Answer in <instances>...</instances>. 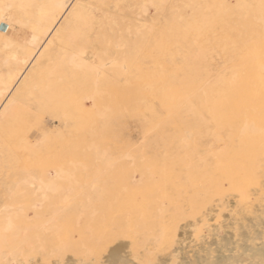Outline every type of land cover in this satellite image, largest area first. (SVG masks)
<instances>
[{"label": "rangeland", "instance_id": "obj_1", "mask_svg": "<svg viewBox=\"0 0 264 264\" xmlns=\"http://www.w3.org/2000/svg\"><path fill=\"white\" fill-rule=\"evenodd\" d=\"M81 1H83V2L80 4L81 15H80V20L77 23L78 29H75L74 31H67L63 35H61L62 37H60V39L56 41L57 44L58 43L59 44L58 45L55 44V54L54 55L56 56V58L54 59L53 58L54 56H53L52 57L53 59L49 60V61H52V63H50L48 61H47L48 63L43 61V63L39 66L41 69L38 68L39 71L40 70L41 71L46 70L45 67H47L46 66L47 64L51 66V64L54 65L53 62L54 63L56 62L55 65L57 66V68H60V69L67 72L69 70V68H72L71 64L69 63V57H67V56H69L70 51H71V53L74 51L73 53L78 54V55L88 59V61L91 60L92 64L99 69L100 74L102 73V75H101L102 77H100L101 78L100 80H102L106 77L107 78L108 77H114L118 74H121V72L124 70L123 69L125 67L124 65H126L127 55H129V53H132L134 55V57L136 56L135 59L139 58L138 59L139 62L136 60L138 72L136 71L135 68H134L135 69L134 72L136 71L137 72V73L135 72L136 74L141 72L140 74H138L140 76V78H142L139 81L140 84L138 85L140 88H137L136 89L137 91L135 90V93L133 90L131 91L132 93L128 92V94H126V97L128 98V96H129V98L128 99H126V97L123 98L121 101L124 100V102H122V103L116 99L118 93H116V95H112L103 89L97 90V95L95 96L96 101L93 104H91V103L87 104L88 100L85 98L86 101H84V99H83L84 97H81L83 100H82V102L80 101V103H82V105H84V107H85L84 108L81 105L82 108H84V111L86 113H88L87 111H89V108H90L91 112L89 111L88 114L91 113L90 115L93 116V117L90 116L91 120H89V121L87 120L88 122L83 121L82 125L84 128L83 129L84 131L82 130V133L77 128L75 129V127L73 126V122L69 121L70 118L66 119V117H63V116L62 117L58 116L59 117L58 118L57 116H53L47 112H44V111L42 112L39 103L37 101H35L32 97L24 98L21 102L22 105L20 104V102L17 103V105L16 104L12 105V108H15L16 110L18 109L17 110L18 113L16 115L14 112H12L10 110H5V113L0 120V124L2 126L4 125V127H7L8 130L10 132H12V134L14 136H18L16 142L18 145L17 149L19 151H20V148H21V150H23L24 147L29 146V143L31 142L30 140H33V138L37 137V136L40 138L41 137L51 138V135H52V137H57V136L59 137L60 132H61V134L62 133L64 134V136H62L63 134L61 135L62 137H65V138L68 137L69 140L73 139V140H71V142L73 143V146H72L73 151L76 152L78 157H79V154H80V157H83L80 159L85 160L84 157L87 155H88L87 157L89 159H88V161H85V162L82 161L83 163L81 162V160H79V158L77 160H74L73 162L69 161L67 159L68 162L66 160L65 165L62 169L63 172L62 171L59 172L60 173L59 183L62 186L64 185L63 187H66L68 184H71L70 183L71 181L69 182V179L72 180V178H73V184H71V185L75 186V185H77V182H75L74 179H75V177L76 178L78 177L79 173L82 174L83 172H86V171L88 173H93V174H95L94 180H90V181L87 180V182L85 181V182H83V184L82 183H80V184H82L81 188L84 187L83 191L85 193L83 196L95 194V196L97 195V197H99V198H97V197L91 198V199H89L90 201H88L87 203H85L84 201H82L80 203L77 202L76 197L72 198V200L70 198H68L64 202H62L60 205L61 207L59 208V211H58V214L59 213L60 214L56 215V217L57 216H60V217H57L58 219L57 218L50 219V223H52V222L55 223L56 229L60 230V228L62 227V224H61L62 216H63L62 213H64L67 209H70L71 214L75 218L74 222L71 225V228H72L71 230L73 232L75 230V233L80 238V244H79V246L77 245V248L81 249L80 251L72 252V251H69L68 249H66V247L62 248V246L63 245L65 246V243H66V241L64 239H62V241L60 243L61 244L60 247L52 249L51 245L49 243V240L44 236L47 234V230H45V229H47V227L49 226L50 223L46 222L47 223L46 224L44 222L45 220H43L42 218H39V221H36V218L33 217V213L30 210V211L26 212V215H27L26 219H28V220H26V222L29 221L31 223V224L28 223L29 224V230L26 231V233L24 231H22V229H20L19 227H15L12 230V233L10 234V236L8 238L9 248H7V247H2V249L0 248L1 249V251H0V259H1L0 264H204V263L205 264H208V263L209 264H224L225 262H226V264H233V263L234 264H236V263H238V264H246V263L250 264L251 260H247V259L248 258L249 259H255V257H257L255 255L256 252H258L260 249L263 250V248H264V242L261 239L253 238L251 240V237L253 236V235L251 236V234H253L254 231L261 232L264 230V227H263L264 226V217H263L264 216V181H263L264 180V176H263L264 169L262 170L260 168L262 170L261 171L262 174L260 172H258L259 174L256 173L253 176L254 178L251 177V179H247V181L254 180V182H252L254 184H252V183L250 184L246 180L245 181L243 180L239 184V186L241 185L239 187L240 188L239 190H242V191L238 192L239 191L238 189L236 190V189L230 187L227 183H224V187H222L223 186L222 184H219L217 186H218V188L220 186L221 189L220 188L217 189L216 188L217 186H215L213 188V194L211 193L212 196L213 195H215V196L212 197L210 194H207V195L200 194L198 196L199 200L197 199V203L193 202V201H187L189 196H192L195 193L193 191L194 189H191L192 186L189 184V181L187 179H189L192 175L196 174L194 171V164H196V162L198 163L201 159H202L201 161H204L205 159L210 160L215 166H217L218 165V160H217L218 157L215 154L220 153L221 148L225 151H226L225 146L227 148V144L225 143L226 141H224V139L223 140L221 139L219 141L217 137H213V135L212 136L209 135L211 137L208 138V135L205 134L207 136V139H206V137L204 138V136H205V135H203L204 133L202 134L203 137L201 136V131L202 132L206 131V128L208 127L207 126L208 123H206L208 121L206 120V118L203 115L200 114V116H201L200 117L198 114L199 112H198V108H197L198 105H196V95H197L200 103L206 105L209 102V97L203 91L204 86L206 87L209 84H211L213 80L215 81L216 79L220 78L222 76L221 74H223L229 68L232 67L231 69L235 68V69L241 70V69H244V68L249 67V66L258 65V63L264 64V23H263L264 22V15L258 16L257 14L259 13V10H258V13L255 10V9H257L256 8L257 6L256 7L254 6L255 9L252 6V4L253 5L257 4L259 1L257 0L256 1L257 3H252L251 1L246 2V0H245V3H244L243 2L244 0H240L241 2L239 0H233V2H232V0H228V1L224 0V2H222L223 0L222 1L221 0H216V1L215 0H199V1L195 0V3L197 2L196 4L194 3V0H175V2H174V0H168V1L167 0H157V1L156 0H148V1L147 0L146 1L145 0H121V1L113 0L112 2H111V0H103V1L98 0V1H95L93 3L88 1V0H85V1L81 0ZM86 1L90 2L89 3L90 5ZM100 1H101V4H100ZM104 1H105V4H103ZM176 1L179 3H177ZM208 1H210L211 3ZM218 1L219 2L221 1V3H218ZM97 2H99V3L96 4ZM118 2H121V4L123 2L124 3L121 6V5H119ZM147 2L148 3L150 2V3L147 5ZM213 2H216V3H213ZM228 3H230L231 6H233V7H228V6H230V4H228ZM232 3L234 5H232ZM239 3H241V5ZM94 4H96V5H94ZM99 4H100V7H98ZM114 4H117V5L114 6ZM156 4H158L159 7ZM174 4L177 6H175ZM206 4L208 5V7L206 6ZM236 4H239L238 5L239 8L237 7ZM118 5H119V7H118ZM149 5H150V7H149ZM217 5H218L219 9L216 8ZM211 6H213V7H211ZM32 7L36 10V4L32 5L31 8L27 10L28 13L30 11V13L32 15L30 22L36 23L38 27H42L41 23H43V22H39V21H38V23L36 22V19H35L36 17L34 16L35 11ZM191 7H192V9H191ZM198 7H200V8L198 9ZM247 8H250V9H248V11L251 10V11H249L251 13H249L246 10ZM167 9L170 11H168ZM236 9H238V10L236 11ZM253 9L256 12H253L252 11ZM175 10H177L176 13L178 16L176 15ZM32 12H34V13L32 14ZM209 12H210V15H209ZM190 15H192V16H190ZM219 15L225 17V22L227 23V26H231V27H229L228 31H230L229 34H231L230 40L232 41L233 44H236L235 46L241 47L240 45H242L241 44L242 40L244 39V37H246L247 32L251 30L253 25L261 27V29H259V33L256 35L261 40L262 44L260 43V45L256 46V48L254 50H251L250 48H245V50H246V52H245L243 49L242 50L243 54L241 56L240 55L230 56L228 54V52L225 51V50H227V47L225 48L222 45L207 46L206 42L208 41V39H210L212 37V33H209L206 29L208 27V24L211 21V18L213 21L214 18L216 16H219ZM197 16L199 19L197 18ZM84 17L85 18L87 17L88 19L87 18L85 19ZM249 17H252L251 23H250L251 18H249ZM63 18H64V16L60 20L62 22L59 23L60 22L59 21L58 25H61L64 22ZM89 18L91 19V21ZM33 19H35V21H33ZM82 19H83V21H82ZM92 19H93V21H92ZM98 19H102V21L98 22ZM166 19H167V21H166ZM239 19L241 20V22H239ZM248 19H249V21H248ZM254 19H256V21H254ZM260 19H261V21H260ZM85 21H87V22H85ZM238 22L240 23V26H241V24L242 25L244 24V26L239 27ZM244 22H246V23H244ZM86 23H88V24H86ZM236 23H238V24H236ZM254 23H256V24H254ZM93 24H95V25H93ZM157 24H159V25H157ZM170 24L171 25L173 24L172 27H170L171 26ZM191 24H193V26ZM197 24H200V25H197ZM28 25L29 24L22 25L21 27H19L17 29L15 28V30H13L14 29L13 26L7 28L8 30L6 29V31H4V34H3L4 35L3 41L6 40L4 42L8 43V44L10 43L9 41H11L10 46H12V43L16 42V44L15 43L13 44L14 46H17V43L19 46H20V44L22 45V43H24L26 45L24 46V44H23L22 46L28 47L29 43H30V37L29 36H31V30H30L29 26L31 24L29 26ZM165 25H169V26H165ZM22 27H24V28H22ZM110 27H111V29H110ZM113 27L115 29H113ZM177 27H178V29H177ZM183 27H186V28H183ZM20 28H22V29L20 30ZM165 28L166 29L168 28L167 29L168 31L170 30V28H171L170 31H173L174 28H175V30L173 32H170V33L167 32L166 33L167 30ZM238 28H240V30H238ZM232 29L239 35H237L234 31H232ZM183 30H185V32ZM12 31H15V33ZM153 31H155V32H153ZM157 31L160 32L161 34L158 33ZM107 32H110V34H108ZM186 32H187V34H186ZM103 33L105 34V36ZM168 33L171 35H169ZM188 33H190L189 34L190 37L189 36L187 37ZM193 34H194V36H193ZM81 35L84 38L81 37ZM86 35H87V37H85ZM154 35H155V37H154ZM157 36L159 38H157ZM179 36H181L182 38ZM184 36H186L187 40L184 38ZM242 36H243V38H242ZM171 37H172V39H171ZM192 37L194 39L196 38L195 39L196 42H199V44L197 43V46L195 44L196 43L195 40ZM22 38L25 39V42H22ZM61 38L65 39V40L62 41ZM66 39L68 40V43L73 42L72 39H74V42L77 44L74 43L73 45L72 44L69 45L66 42ZM151 39H153L154 41H157L158 43L154 42V41L153 42L155 45L153 43H150V42H152V41H150ZM167 39H169V40L167 41ZM190 39L192 40V42ZM78 40L79 41L81 40L82 42H79ZM161 40L162 41L164 40L163 41L164 43ZM26 41H28V43H26ZM146 41H148V42L146 43ZM234 41H235V43H234ZM188 42H190V45H188L189 44ZM66 43L68 44L67 45L68 47H66ZM109 43H111L112 45H110ZM114 43H115V45H114ZM183 43H184V45H183ZM232 43L230 42V45H229L230 47L233 46ZM63 44H65V45H63ZM157 44L162 45V46H159ZM167 45L168 46L170 45L169 47H171V48H169V49L170 50L172 49L171 50L172 52L168 49L166 50V48H168ZM192 45H193V48L197 47L198 49L197 48L193 49ZM10 46H9V48H10ZM14 46H12V47H14ZM57 46H59V47H57ZM61 46H62V48H61ZM181 46L183 49L180 48ZM189 46H190L191 50L188 48ZM218 46H220L221 48H219ZM73 47H74V49H73ZM157 47L158 48L160 47V49H163L164 51L168 52V53L165 52L166 53L165 56L164 55L162 56V57H165L164 59L159 58V57H161V56H159V53L156 54V51L158 50V49H156ZM204 47L207 49L206 51H205ZM63 48H65V49L67 48V49L63 50ZM210 48H212L211 51L213 53L214 52L216 53V51H217L218 56L215 54L216 56L214 57L213 53H211V51H209ZM144 49H145V51L143 54H145V57L146 56H148L149 58L151 57L150 59L152 62L150 61V59L148 57H146V58L143 57L144 61L141 62L142 58H140V56L142 57V55H143L142 50H144ZM148 49H149V51H148ZM150 49H152L154 51V53L152 51H151L152 52L151 53ZM179 49L182 51V53H180L181 51ZM185 49L189 53L185 52L186 51ZM201 49L202 50L204 49V51H201ZM137 50H138V53H137ZM146 50H147V54H146ZM174 50H175V53H174ZM188 50H190V51H188ZM5 51L2 50L1 52H3V53H0V81L7 80L8 74L10 72H12L17 67V64L8 55L10 53H8L6 51L8 53L7 54ZM176 51H178V52H176ZM19 52L22 53L21 51H19ZM133 52L136 53L137 55L134 54ZM157 52H159V50ZM209 52H210V54H209ZM220 52H223V53H220ZM193 53H195V54H193ZM206 53H208L207 54L208 57L206 56ZM225 53H226V57H225V55H223ZM148 54L151 56H149ZM181 54H183V55L181 56ZM203 54H205V55L203 56ZM176 55H177V57H176ZM193 56H195L196 58ZM22 57H24L23 53H22ZM57 57L59 58V60ZM156 57H158V60L163 64H161L157 60H154V59H156ZM204 57H207V58H204ZM223 57L226 60H224ZM32 58L33 57H30V58H28V60H26V62L24 64L25 69H28L27 68L28 66L30 67V64H31L30 62L32 61ZM152 58H153V60H152ZM186 58H187V60H186ZM216 58H218L217 59L218 61L214 60ZM145 59H146V61H145ZM184 59H185V61H184ZM188 59H189V61H188ZM196 60H198V62ZM201 60H204V61L201 62ZM211 60H212V63H209V61L211 62ZM219 60H220V62H219ZM10 61H11V64H10ZM28 61H29V63H28ZM96 61H97V63H96ZM190 61L193 64H191ZM18 62L19 61H17V63ZM121 62H122V64H121ZM183 62H188L185 64L188 65L189 69L187 68V65H184V67L187 69L183 68V64H184ZM194 62H196V63H194ZM199 62H201L202 65L205 63L204 67L203 66L200 67L201 64ZM4 63H5V65H4ZM171 63H173V64H171ZM43 64H44V66H43ZM66 64L68 65V67ZM138 64H140V66L144 67V69L142 67H140ZM194 64L196 66H193ZM217 64H220V65L222 64L223 66L221 67L220 65H217ZM11 65L13 67H11ZM55 65H54V67H55ZM164 65H165V67L169 65L168 67H170V69L168 70L167 69L168 67L167 68L162 67ZM175 65H178V66L176 67ZM215 65L217 66V68H215L216 67ZM157 66H159V68ZM173 66H175L176 69L173 68ZM198 66L200 68H197L196 70L199 71V69H200L199 72L201 74L199 73V75L201 77L198 75V78H199L198 82L199 83L195 82L196 78L194 79V81L191 80L193 83L195 82L194 84H196V85H194L190 82V79H193L195 77V74L193 75V73L197 72L195 70V68ZM206 66H207V68H206L207 70L205 69ZM219 66H220V68H219ZM118 67H119V69H117ZM210 67L211 68L214 67L213 69H215V70L213 71V69H210ZM107 68H109V69H107ZM139 68H140V70L142 69V71L139 72ZM160 68L161 69L164 68V70H166V69L168 70L169 75L167 76L168 78L166 77L168 80L166 78H164L163 79L164 83H162L160 80H156V78L148 77V79H147V76H146V79H145V77L143 76V74L146 73L147 69L149 71H151V70L152 71H155V70L158 71ZM172 68L174 70H172ZM202 68H204V69H202ZM208 68L210 71L208 70ZM221 68H223V69H221ZM145 69H146V71H145ZM220 69H221V71H220ZM175 70H177L179 73L180 72H182V73L179 75V73L178 72L176 73ZM183 70L185 72L187 70L188 73L183 72ZM201 70H204V72L206 71L205 73H208V74H205L202 71L204 73V75H206L207 77L204 76L202 78L203 73L201 72ZM169 71H172V72L174 71L175 73L173 72V74H172ZM191 71H193V73ZM215 71H216V73L219 71L218 74L219 73L220 74L219 75L216 74ZM117 72H120V73H117ZM134 74L132 72L131 73L132 76L130 75V78L139 77L138 75L135 76L136 74L135 75ZM173 75H175L176 77ZM183 75H185V76H183ZM213 75H215L214 78H216L217 76H219V77L214 79ZM123 76L124 75H121L119 78L117 91H120L125 86L124 85L125 79H122V78H124L126 76H124V77ZM179 77H180L179 80H181V82H179L177 79ZM183 77H185L184 81H183ZM205 77L206 78L209 77V79H211L210 77H212V79L210 81H208L209 79H206ZM175 78H176V80H175ZM188 78H189V80H188ZM17 79H19V76L16 78V81H17ZM149 79H151V80H149ZM171 79L172 80L174 79V83H173V81H171ZM203 79L204 80L206 79V80L204 81ZM148 80L151 81V85L148 84L149 83ZM201 80H202V84H201ZM122 81H123V84L121 83ZM143 81L145 82V84L143 83ZM182 81L184 84H182ZM185 81H187V82H185ZM152 82L154 84H152ZM120 83H121V86H120ZM142 83H143V85H142ZM177 83H179V84L181 83L182 84V85L180 84L181 86H183V85L188 86V84L190 86V83H191V87H192V89L190 88L191 90H193V86H194L193 93L191 94L192 91L191 92L184 91L183 88H185L186 86L185 87L183 86L182 91H181V89H180L181 87L178 84L179 89H180L179 90ZM14 84H15V82H14ZM156 84H159L158 86L160 87V89H159L157 86L158 91H156L157 90ZM167 84L169 86L175 85V87H173V89H171V88L169 89V86H167ZM145 85H147V86H145ZM198 85H200L201 87ZM1 86L2 85L0 84V87ZM144 88H145V90H144ZM150 88H151V90H152V88H154L153 92L150 90ZM186 88H185V90L190 91L189 88H187V89ZM253 88H255V83L251 82L248 85V89H253ZM140 89H141V92H140ZM175 89L181 93H183V91L185 92V95L184 94L182 95V98L185 96L183 98L185 100H183L180 97L181 93L179 94L178 91H177L178 95L175 93L176 92V91H174ZM146 90H148V91H146ZM169 90L173 91L175 96L177 95V97H175V99L177 98L175 100L176 103L172 105L173 107L171 108V111H170V109L165 110L163 107H160V106H162V104L160 103V99H159V98H161V95H163L162 93L164 91H169ZM138 91L140 93H138ZM142 91L145 93H143ZM8 92H9V90H8ZM186 92H188V93L186 94ZM141 93H143V95ZM201 93H204V94L201 95ZM132 94H134V96H132ZM144 94L145 95L148 94V95H146L147 100H146V96ZM154 94H155V96H152ZM188 96H190V97H188ZM193 96H195V98ZM178 98L180 100H178ZM129 99H131L132 101ZM141 99H143V100L141 101ZM181 99L183 100V102ZM26 100H29V101H27V102H29L28 104L26 103ZM144 100H146L147 103L144 102ZM6 101H7V99L4 101L2 100L0 102V111L2 110L3 105H5ZM23 101H25V102H23ZM33 101H34L35 106L33 104ZM130 101H131V104H130ZM178 101H180L182 103H179ZM188 101H189V104L192 102V104H190L191 106L188 104ZM134 102H135V104H134ZM142 102L144 104L145 103L146 104L144 105ZM150 102L151 103L153 102L152 104H153L154 108H152L153 106H150V105H152ZM154 102H155V104H154ZM184 102L187 104H184ZM124 103H126V104H124ZM25 104H26V108H25ZM37 104H38V107H37ZM140 104L143 105L144 107L143 106L141 107ZM179 104H180V106L182 104H184L185 106L187 105L188 107L186 106L184 108L183 105H182L183 107H180ZM15 105H16V107H15ZM29 105H30V108H29ZM121 105L125 106L126 108L121 106ZM88 106H90V107H88ZM146 106H147V108H146ZM189 106L192 109H194L192 111V114H190L192 109L189 110L190 109ZM100 107H102V108H100ZM134 107H135L136 111H135ZM36 108L39 109V112L37 111ZM127 108L128 109L130 108L129 109L130 111L128 110V112H127L126 111ZM131 108H132V110H131ZM160 108H163V111L160 110ZM25 109H27V110H25ZM122 109H123V111H126V113L123 112ZM137 109H138V111H137ZM143 109H144V111H142ZM181 109H183V111ZM68 110H70L71 113H74L75 115H77V112L74 111L72 105L68 106ZM151 110H152V112H151ZM153 110H155L156 113H155V111L153 113ZM133 111H135V113H133ZM141 111H142V113H141ZM147 111H149L148 112V114L150 113L149 115L147 114ZM189 111H190V113H189ZM144 112H145V115H144ZM158 112L160 113V115L157 116ZM124 113L126 116L124 115ZM173 113H175L174 116H173ZM151 114L153 115L152 117H151ZM155 114L157 116L156 117L157 120L154 116ZM95 115L97 116V118ZM130 115L132 117H130ZM141 115H143V116H141ZM194 115H195V118H197V120L194 118ZM139 116H141V117L145 116L144 117L145 119L146 118L147 119L152 118V119H150L151 122L146 119L145 122L146 121L147 122L145 123L144 119L139 118ZM164 117H165V120H164ZM98 118H100V120H98ZM203 118H205L206 121ZM62 119H64L66 122L61 121ZM137 119H138V121H137ZM161 119H162V121H161ZM20 120H22V121H20ZM118 120H120V121H118ZM194 120L196 122H194ZM152 121L156 122V123L159 122V123H157V125H156ZM199 121H203V122L200 123ZM148 122L152 123V124H149ZM139 123H140V125H139ZM141 123H142V125H141ZM196 123H197V125H196ZM203 123H205V124L203 125ZM58 124L60 127L58 126ZM68 124H70V125H68ZM103 124H104V126H103ZM143 124L146 126H144ZM165 125H167V126L169 125L172 131L170 130L168 133L163 134V135L159 134L160 132H158V127L165 126ZM202 125H203V127H202ZM139 126H143L144 128L139 127ZM150 126L152 129L149 128ZM105 128H107V129H105ZM141 128L143 130H141ZM51 130H53V131H51ZM55 130L57 131V134H59V135H56ZM77 130L80 133L77 134ZM97 130L99 132H97ZM112 131H114V132L112 133ZM141 131L144 133H142ZM108 132H110V133H108ZM181 132L184 133L183 136H182ZM145 133H148V134H145ZM38 134H40V135H38ZM54 134H55V136H54ZM75 134L77 136L74 137ZM144 134H145V136H144L145 138L143 137ZM176 134H178V135H176ZM71 135H72V137H69ZM185 135H186L187 139L185 138ZM199 135L203 139H200ZM6 136H8V137H6ZM6 136L4 135L1 137L2 138L1 141L3 142L2 144L4 147L2 149H0V160H1V163L3 164L2 165L3 167L8 166L9 165L8 163H12L8 158H6V156L9 153L7 151L8 150L7 148L13 146L12 145L13 140H12V137H9V134H6ZM98 136H99V138H98ZM125 136H126L128 141L125 140L126 139ZM128 137H129V139H128ZM198 137H199V139H197ZM131 138H132V140H131ZM210 138H212V139H210ZM19 139H20V141H18ZM192 139H193V141H192ZM95 140H96V142H95ZM129 140H131V141H129ZM196 140H197V142H196ZM212 140L216 141L217 143L214 142L215 144H213ZM10 141H12V142H10ZM114 141L117 142L116 143L117 145L114 143ZM132 141H133V144H132ZM157 141H158L159 145L157 144ZM165 141L167 142V144ZM169 141H170V143H168ZM176 141H178V142H176ZM61 142H63L62 139H61ZM82 142L84 144H82ZM138 142H140V143L138 144ZM180 142L182 143V146L184 145L183 147L188 148L187 149L188 152L186 150V153L183 154L184 158L182 157L181 162H180V164L182 165V169H183L182 173L187 175L188 178H186L187 176H185L183 174L180 175V176L184 177L182 179L180 178V176H177V175H176L177 177L176 176L173 177V179L171 180L172 185L173 186L175 185L174 188L179 189V191H174L173 192V198L169 199V198H166L165 196H163V187L166 186V182H164L165 180L161 176L160 172L154 170L153 167H155V165H157L159 163L162 164L165 161H169L170 159L172 160L173 157L175 156V154H172V153H174V150L172 149L171 146H173L174 144H177V143H178V145H180L181 144ZM136 143H137V145H136ZM189 143L191 144V151L192 152H190V153L192 154V157H191V154L189 153V151H190V144ZM208 143H209V146H208ZM222 143L225 145H223ZM130 144H131V147H130ZM198 144L201 145V147L202 146L204 147L203 153H202V151L200 152V150H202L203 148L201 149V147ZM218 144H220L222 146L220 147ZM20 145H21V147H19ZM80 145H81V147H80ZM87 145H89L90 148ZM155 145H156V147H155ZM74 146H76V147L74 148ZM139 147H141V148L139 149ZM169 147H171V148H169ZM81 148H82V150H81ZM205 148H207V149H205ZM210 148H211V150L213 149L215 152L213 150L210 152V150H209ZM218 148H220V149H218ZM169 149H170L171 153L169 152ZM196 149L197 150L199 149V150L197 151ZM79 150H81L82 152L80 153ZM205 150H206V152H205ZM126 151L128 154L126 153ZM195 151H197V152H195ZM217 151H219V152H217ZM87 152H91V153H87ZM151 152H153V154H151ZM193 152H194V154H193ZM207 152H210V154ZM212 152H213V154H212ZM222 152H224V151H222ZM125 153H126V155H125ZM206 153L208 155L205 156ZM26 155L27 156L22 158V161L25 165H28L27 166L28 169H26L28 176L31 177V175H32L31 170L33 168H36L38 170H42V169L46 168L44 166L45 161L39 162L36 159L34 160V157L32 155H30V154H29L30 156L28 154H26ZM199 156H202V157H200V159H199ZM210 156H211V158H210ZM31 158H32V160H31ZM188 158H191V161ZM203 158H205V159H203ZM262 158H260V160ZM117 159H119V161ZM193 159H195V160H193ZM212 159H213V161H212ZM263 159L261 160V163H260L261 166L264 165ZM35 162H36V164H35ZM192 162H195V163H192ZM262 162H263V164H262ZM68 165H71L70 169H69ZM84 166H85L86 171L84 170ZM66 167H68V169H66ZM79 167L82 168V169L80 168L82 171L80 169H77ZM65 169H66V172H64ZM71 170H72V172H70ZM0 173H1V170H0ZM24 173H25V171H24ZM27 173H25V176H27L26 175ZM75 173H77V175ZM3 175H5L4 170H3ZM64 175H66L65 177L68 176L67 177L68 179L67 178L62 179L61 177H63ZM73 175H76V176H73ZM255 176H256V178H255ZM30 177H28L26 180L30 179ZM157 177H158V179H157ZM174 179H176V180H174ZM209 179L207 177H205V179H203V182L205 181V182H207V184H213L214 183L213 178L211 179V177H209ZM256 179L257 180L259 179V181H256ZM260 179H261V181H260ZM183 181H184V183H183ZM14 182L16 183V181H14ZM243 182H245L247 184H244ZM255 182H257V185L259 187L256 185ZM258 182H260V183H258ZM1 184L2 183H0V186H2L1 187L2 190H0V205H2L4 203L2 201L7 202L8 199L6 197L9 193L11 194V196L15 197L13 199L19 200V199H22L24 197V195L22 196V194L26 193L24 191L29 190V192L31 191L33 193V194L30 193L29 196L31 198L35 197V195H34L35 190H36V187H35L36 185H34L35 182L32 185H25L27 183H24L25 189H24V191L22 190L21 192L19 191V190H21V188L19 189L20 186L18 187V185H16L18 188H16L15 186L13 187L15 189V191L12 192L11 190L13 188H11V190H9V188H8V191H10V192H5V191H7L6 190L7 188L5 187L6 189H3V185H1ZM65 184H66V186H65ZM242 184H243V187H242ZM248 184H250V185H248ZM254 185L257 186L258 188L254 187ZM107 186H109L111 188V190L114 191L113 195L110 194V198H109L108 202H110V203L111 202L117 203L119 201L123 202V209H121L120 212L115 211L114 209H112V211H110L106 214L101 212L100 207H99L100 206L99 201L101 199V195L105 192ZM184 186L186 188L185 190H183ZM187 187H189V189ZM229 187H230V189H228ZM246 188H247V190H244ZM120 189H123V190H120ZM216 191L217 192L220 191V192L217 193ZM237 192H238V194L240 193V196H238ZM244 192H246V193H244ZM5 193L6 194L8 193V194L6 195ZM72 193H73V191H72ZM220 193H221V195H220ZM245 194H247V195L245 196ZM9 195H8V198H9ZM159 195H161V196H159ZM210 196L212 199L209 198ZM240 197L244 200H246V199L247 200L242 201V199ZM5 199H7V200H5ZM131 199H133L135 201L141 200L143 202V204L141 206H138L137 208H135L133 210L130 207L131 203L129 200H131ZM148 199L150 200L149 205L146 204V200H148ZM112 200H114V201H112ZM200 200L202 202L198 203ZM206 201H207V204H206ZM209 201H210V203H209ZM158 202H160V204ZM203 202L205 205L203 204ZM76 204H77V206L75 207ZM152 204H153V206L155 205V207H153ZM69 205L71 207H69ZM86 205H87V207H86ZM3 206H5V205L3 204L1 206L0 211L3 210ZM62 206H63V208H62ZM160 206H161V208H160ZM73 207H75V209H72ZM148 210L151 213L148 212ZM165 210L166 211L168 210L169 213L168 212L165 213ZM91 211H92V213H91ZM158 211H159V213H158ZM0 214H1V212H0ZM157 214H158V216H156ZM159 214H160V216H159ZM176 215L179 216V217L177 216L178 219L176 218ZM101 216H102V218H101ZM260 216H262V217H260ZM128 217L130 220L128 219ZM158 217H160V218H158ZM31 218L32 219L34 218L35 220L34 219H33L34 221L31 220ZM166 218H167V220H166ZM255 218H257V219H255ZM119 219H120V221H119ZM123 219H125V220H123ZM162 219H164L165 221H163ZM159 220L163 221V223H162L163 225L161 224V222ZM257 220L259 222H257ZM43 222L45 224H43ZM118 223H120V224H118ZM255 223H256V225H255ZM158 224H160V225H158ZM40 225H42L41 228H39ZM145 225H146V227H145ZM91 226H94V227H91ZM140 226L143 227V229ZM158 226H159V228H157ZM160 226H161V228H163V226L165 227V228H163L164 231H163V229L160 228ZM237 226H239V228ZM253 226H255V227L253 228ZM256 226H257V228H256ZM133 227H134V229H133ZM200 227H202V228H200ZM91 228H92V230H91ZM261 228H262V230H261ZM42 229H44V230H42ZM155 229H157V230H155ZM159 229L161 230V232ZM130 230H131V232H130ZM128 231H129V233H128ZM96 232H100V233H96ZM154 233L155 234L157 233V235H155ZM160 233H162V234H160ZM133 234L135 235L136 240H135V238H132L131 235H133ZM159 234L163 238L160 237ZM103 235H105V236L103 237ZM87 236H90V238H88V245H87V243H85L87 241ZM248 237H249V239H248ZM104 238H105V240L108 238V240H106V242L104 243L105 245L103 244L102 245L103 247H101L100 249H96L95 246L97 243H99L98 241L103 240ZM158 238H161L162 240L161 239L159 240ZM32 240H34V242ZM157 240H159L160 242ZM248 241L250 242V245H249ZM251 241H253L254 244H251L252 243ZM90 242H91V244H90ZM157 243H159V244L157 245ZM257 243L260 245H258ZM118 245L120 247L119 251H116V253H115L116 255H114L115 258L114 257L111 258L109 256L110 251ZM62 249H63V251H62ZM249 249L251 250V252L248 251ZM18 251L28 253L26 256L28 259L26 257L23 258L24 254L13 255L14 258L12 255H8V253H15ZM41 251L43 252V254L41 253ZM117 254H119V255H117ZM247 254L250 255L251 257L248 256ZM29 255H30V257H29ZM244 256H245V258H244ZM10 259H11V261H10ZM13 259H15V260H13Z\"/></svg>", "mask_w": 264, "mask_h": 264}, {"label": "bare ground", "instance_id": "obj_2", "mask_svg": "<svg viewBox=\"0 0 264 264\" xmlns=\"http://www.w3.org/2000/svg\"><path fill=\"white\" fill-rule=\"evenodd\" d=\"M85 1V0H84ZM88 1H90V2H95V1H98V0H88ZM101 1H103V0H101ZM101 1H100V4H101ZM113 0H111V2H112ZM115 1H117V0H115ZM119 1H121V0H119ZM146 1V0H145ZM148 1V0H147ZM157 1V0H156ZM168 1V0H167ZM199 1V0H198ZM216 1V0H215ZM222 1V0H221ZM221 1L219 2L218 1V3H221ZM228 1V0H227ZM240 1V0H239ZM248 1H251L252 3H257L256 1L257 0H246V2H248ZM259 2L257 3V4H252V6L254 7H256L257 9H255V7H254V9L257 11V13H258V10H259V13L257 14L258 16L260 15V16H263L264 15V0H258ZM83 1H81V0H0V50L2 51H7L8 53H10V54H8L6 51V53L13 59V61L17 64V67L12 71V72H10L9 74H8V78H7V80H5V81H0V84L3 86H1L0 87V102L3 100H6L7 99V101H6V103H5V105H3V108H2V110L0 111V120H1V118L3 117V115H4V113H5V110H10V111H12V112H14L15 113V115L18 113V109L16 110L15 108H12V105L13 104H16L17 105V103H19L20 102V104L22 105V100L24 99V98H27V97H32L35 101H37L38 103H39V105H40V108H41V111L43 112H47V113H49V114H51V115H53V116H63V117H66V119H68V118H70L69 119V121H72L73 122V126L75 127V129L77 128L79 131H81V133H82V130L84 129L83 128V125H82V123H83V121L85 122V121H89V120H91V117L90 116H92V115H90V114H88L89 113V111H90V108H89V111H87L86 109V111L88 112V113H86L85 111H84V105H82V103H80V101L82 102V100L84 99V101H86L85 100V98L88 100V102H87V104L88 103H91V104H93V103H95V101H96V98H95V96L97 95V90H99V89H103V90H105V91H107L108 93H110V94H112V95H116V93H118L117 94V97H116V99L118 100V101H120L121 103L122 102H124V100L123 101H121L123 98H125L126 97V94H128V92H131L132 90L134 91V93H135V90L137 89V88H140L138 85L140 84L139 83V81L142 79V78H140V76L138 75V74H140L141 72L140 71H142V69L140 70V68H139V72L140 73H138V74H136L138 71V67H137V62H136V60L138 61V59H135V57H134V55L132 54V53H129V55H127V59H126V65H124L125 67L122 69L123 71L121 72V74H118V75H116V76H114V77H106V78H104V79H102V80H100L101 78L100 77H102L101 75H102V73L100 74V71H99V69L96 67V66H94L93 64H92V62H91V60L90 61H88V59H86V58H84V57H82V56H80V55H78V54H75V53H71V51H70V54H69V56H67V57H69V63L71 64V67L72 68H69V70L66 72V71H64V70H62V69H60V68H57V66L55 65L56 64V62L54 63L53 62V64L55 65V67H54V65H52L51 64V66L50 65H46L47 67H45V69L46 70H44V71H39V69L38 68H40L39 66L43 63V61H45V62H50V63H52V61H49V60H51V59H55L56 58V56L54 55L55 54V44H57V40H59L60 39V37H62L61 35H63L65 32H67V31H74L75 29H78V26H77V23H78V21L80 20V15H81V13H80V11H81V8H80V4L82 3ZM87 2V1H86ZM90 2H87L88 4L90 3ZM126 2V1H125ZM159 2V1H158ZM157 2V3H158ZM170 2V1H169ZM174 2H175V0H174ZM177 2V1H176ZM201 2V1H200ZM203 2V1H202ZM208 2H210V1H208ZM222 2H224V0L222 1ZM232 2H233V0H232ZM237 2V1H236ZM241 2V1H240ZM244 3H245V0L243 1ZM99 2H97L96 4H98ZM119 3V5H121L122 6V4L124 3H122L121 4V2H118ZM150 3V2H149ZM148 2H147V5L149 4ZM156 3V2H155ZM161 3V2H160ZM177 3H179V2H177ZM181 3V2H180ZM190 3V2H189ZM194 3H195V0H194ZM197 3V2H196ZM195 3V4H196ZM206 3V2H205ZM211 3V2H210ZM213 3H216V2H213ZM212 3V4H213ZM34 4H36V10L34 9V11H35V14H34V16L36 17L35 19H36V22L38 23V21L39 22H43V23H41L42 24V27H38L37 26V24L36 23H31L30 22V19H31V17H32V15H31V13H30V11H29V13H28V9H30L31 8V6L32 5H34ZM96 4H94V5H96ZM100 4H99V6L98 7H100ZM103 4H105V1H104V3ZM102 4V5H103ZM168 4V3H167ZM166 4V5H167ZM173 4V3H172ZM208 4V3H207ZM206 4V6L208 7V5ZM228 4H230V3H228ZM240 5H241V3H239ZM239 4H236L237 5V7H238V5ZM248 4V3H247ZM83 5V4H82ZM90 5V4H89ZM93 5V4H92ZM115 5H117V4H114V6ZM119 5H118V7H119ZM151 5V4H150ZM150 5H149V7H150ZM157 6H158V4H156ZM175 5V4H174ZM201 5V4H200ZM219 5V4H218ZM218 5H217V7L216 8H218ZM226 5V4H225ZM232 5H234L233 3H232ZM235 5V6H236ZM243 5V4H242ZM251 5V4H250ZM164 6V5H163ZM168 6V5H167ZM175 6H177V5H175ZM204 6V5H203ZM216 6V5H215ZM228 6V5H227ZM248 6V5H247ZM35 7V6H34ZM96 7V6H95ZM106 7V6H105ZM159 7V6H158ZM171 7V6H170ZM196 7V6H195ZM210 7V6H209ZM211 7H213V6H211ZM228 7H233V6H231V4H230V6H228ZM251 7V6H250ZM252 7V8H253ZM88 8V7H87ZM183 8V7H182ZM197 8V7H196ZM200 7H198V9H199ZM239 8V7H238ZM104 9V8H103ZM163 9V8H162ZM191 9H192V7H191ZM206 9V8H205ZM212 9V8H211ZM219 9V8H218ZM243 9V8H242ZM248 9H250V8H247L246 10L248 11ZM254 9L252 10L253 12H256V11H254ZM168 10V9H167ZM210 10V9H209ZM215 10V9H214ZM238 9H236V11H237ZM240 10V9H239ZM144 11V10H143ZM146 11V10H145ZM168 11H170V10H168ZM176 11L177 10H175V13H176ZM195 11V10H194ZM198 11V10H197ZM211 11V10H210ZM228 11V10H227ZM231 11V10H230ZM242 11V10H241ZM249 11H251V10H249ZM248 11V12H249ZM120 12V11H119ZM201 12V11H200ZM229 12V11H228ZM247 12V13H248ZM34 12H32V14H33ZM203 13V12H202ZM249 13H251V12H249ZM84 14V13H83ZM90 14V13H89ZM168 14V13H167ZM185 14V13H184ZM194 14V13H193ZM217 14V13H216ZM240 14V13H239ZM256 14V13H255ZM176 15H177V13H176ZM175 15V16H176ZM186 15V14H185ZM209 15H210V12H209ZM33 16V17H34ZM64 16V18H63V20H64V22L61 24V25H58L59 23H61L62 21H60L61 20V18ZM90 16V15H89ZM168 16V15H167ZM178 16V15H177ZM190 16H192V15H190ZM215 16V15H214ZM20 17V18H19ZM131 17V16H130ZM170 17V16H169ZM194 17V16H193ZM85 18V17H84ZM87 18V17H86ZM85 18V19H86ZM102 18V17H101ZM197 18H198V16H197ZM202 18V17H201ZM211 18V17H210ZM249 18H251L250 19V23L252 22V17H249ZM259 18V17H258ZM35 19H33V21H35ZM88 19V18H87ZM90 19V18H89ZM103 19V18H102ZM102 19H98V22L99 21H102ZM191 19V18H190ZM193 19V18H192ZM199 19V18H198ZM204 19V18H203ZM60 21V22H59ZM82 21H83V19H82ZM90 21H91V19H90ZM92 21H93V19H92ZM96 21V20H95ZM143 21V20H142ZM166 21H167V19H166ZM211 21H212V18H211ZM210 21V23L208 24V27H207V31L209 32V33H212V37L210 38V39H208V41L206 42L207 43V46H210V45H212V46H216V45H222V46H224L225 48L227 47V50H225L226 52H228V54L230 55V56H238V55H242L243 53V49H244V51L246 52V50H245V48H250L251 50H254L255 48H256V46H258V45H260V43H261V40L259 39V37H257V35L256 34H258L259 33V29H261V27H258V26H256V25H253L252 26V28H251V30L250 31H248L247 32V35H246V37H244V39L242 40V42H241V44L242 45H240L241 47H239V46H235L236 44H233L232 43V41L230 40L231 39V37H230V35L231 34H229L230 33V31H228V29H229V27H231V26H227V23L225 22V17L224 16H221V15H219V16H216L215 18H214V20L211 22ZM248 21H249V19H248ZM247 21V22H248ZM254 21H256V19H254ZM260 21H261V19H260ZM59 22V23H58ZM85 22H87V21H85ZM147 22V21H146ZM162 22V21H161ZM228 22V21H227ZM239 22H241V20L239 19ZM238 22V23H239ZM92 23V22H91ZM105 23V22H104ZM173 23V22H172ZM180 23V22H179ZM229 23V22H228ZM238 23H236V24H238ZM244 23H246V22H244ZM249 23V24H250ZM261 23V22H260ZM264 23V22H263ZM25 24H31L29 27H30V30H31V36H29L30 37V43H29V46L26 48V47H23L22 45L24 44V43H22V42H25V39H23L22 38V45L20 44V46L18 45V43H17V46H14L13 44L15 43L16 44V42H14V43H12V46H14V47H12V46H10V44H11V41H9L10 43L8 44V43H5L4 41H6V40H4L3 41V34H4V31H6V29L7 28H9V27H11V26H13V30H15V28L17 29V28H19V27H21L22 25H25ZM86 24H88V23H86ZM100 24V23H99ZM150 24V23H149ZM156 24V23H155ZM201 24V23H200ZM200 24H197V25H200ZM253 24V23H252ZM254 24H256V23H254ZM93 25H95V24H93ZM151 25V24H150ZM157 25H159V24H157ZM171 25V24H170ZM173 25V24H172ZM172 25L170 26V27H172ZM192 26H193V24H191ZM258 25V24H257ZM87 26V25H86ZM165 26H169V25H165ZM186 26V25H185ZM241 26H244V24L242 25L241 24ZM240 26V23H239V27H241ZM25 27V26H24ZM24 27H22V28H24ZM106 27V26H105ZM131 27V26H130ZM175 27V26H174ZM180 27V26H179ZM235 27V26H234ZM22 28H20V30L22 29ZM98 28V27H97ZM148 28V27H147ZM154 28V27H153ZM163 28V27H162ZM169 28V27H168ZM167 28V29H168ZM183 28H186V27H183ZM84 29V28H83ZM110 29H111V27H110ZM113 29H115L114 27H113ZM166 29V28H165ZM166 29V30H167ZM177 29H178V27H177ZM176 29V30H177ZM182 29V28H181ZM191 29V28H190ZM231 29V28H230ZM3 32H2V31ZM8 30V29H7ZM98 30V29H97ZM141 30V29H140ZM145 30V29H144ZM157 30V29H156ZM155 30V31H156ZM159 30V29H158ZM170 30H171V28H170ZM166 31V33L167 32H173L174 30H175V28H174V30L173 31ZM238 30H240V28H238ZM93 31V30H92ZM99 31V30H98ZM115 31V30H114ZM143 31V30H142ZM146 31V30H145ZM155 31H153V32H155ZM184 32H185V30H183ZM191 31V30H190ZM193 31V30H192ZM206 31V32H207ZM232 31H234L233 29H232ZM12 32H14L15 33V31H12ZM96 32V31H95ZM116 32V31H115ZM114 32V33H115ZM152 32V31H151ZM158 32V31H157ZM162 32V31H161ZM177 32V31H176ZM181 32V31H180ZM179 32V33H180ZM183 32V33H184ZM235 32V31H234ZM108 34H110V32H107ZM143 33V32H142ZM149 33V32H148ZM158 33H160V32H158ZM165 33V34H166ZM168 33V34H169ZM178 33V34H179ZM193 33V32H192ZM195 33V32H194ZM236 33V32H235ZM239 33V32H238ZM30 34V33H29ZM83 34V33H82ZM104 34V33H103ZM118 34V33H117ZM136 34V33H135ZM147 34V33H146ZM150 34V33H149ZM161 34V33H160ZM186 34H187V32H186ZM190 33H188V35H187V37L189 36L190 37V35H189ZM237 34V33H236ZM246 34V33H245ZM139 35V34H138ZM169 35H171V34H169ZM185 35V34H184ZM237 35H239V34H237ZM243 35V34H242ZM104 36H105V34H104ZM159 36V35H158ZM157 36V38H159ZM164 36V35H163ZM175 36V35H174ZM192 36V35H191ZM193 36H194V34H193ZM241 36V35H240ZM239 36V37H240ZM74 37V36H73ZM81 37H83L82 35H81ZM80 37V38H81ZM85 37H87V35L85 36ZM89 37V36H88ZM117 37V36H116ZM115 37V38H116ZM144 37V36H143ZM147 37V36H146ZM151 37V36H150ZM153 37V36H152ZM154 37H155V35H154ZM166 37V36H165ZM169 37V36H168ZM176 37V36H175ZM179 37H181V36H179ZM78 38V37H77ZM84 38V37H83ZM101 38V37H100ZM148 38V37H147ZM182 38V37H181ZM184 38L187 40V38H186V36H184ZM193 38V37H192ZM242 38H243V36H242ZM5 39V38H4ZM75 39V38H74ZM74 39H72V41L73 42H69L68 43V40L66 39V42L70 45V44H74L75 42H74ZM131 39V38H130ZM154 39V38H153ZM153 39H151L150 41H152V42H150V43H153L154 44V42H157V41H154ZM171 39H172V37H171ZM175 39V38H174ZM194 39V38H193ZM196 39V38H195ZM194 39V40H195ZM11 40V39H10ZM24 40V41H23ZM61 40L63 41V40H65V39H62L61 38ZM88 40V39H87ZM145 40V39H144ZM148 40V39H147ZM159 40V39H158ZM169 39H167V41H168ZM181 40V39H180ZM185 40V41H186ZM191 40V39H190ZM233 40V39H232ZM18 41V40H17ZM76 41V40H75ZM79 41V40H78ZM77 41V42H78ZM123 41V40H122ZM154 41V42H153ZM162 41V40H161ZM160 41V42H161ZM164 41V40H163ZM162 41V42H163ZM183 41V40H182ZM184 41V42H185ZM237 41V40H236ZM79 42H82L81 40L79 41ZM78 42V43H79ZM144 42V41H143ZM148 41H146V43H147ZM166 42V41H165ZM170 42V41H169ZM191 42H192V40H191ZM194 42V41H193ZM195 42H196V40H195ZM194 42V43H195ZM230 42L233 44V46L232 47H230L229 45H230ZM26 43H28V41H26ZM63 43V42H62ZM66 43V47H68L67 44ZM92 43V42H91ZM158 43V42H157ZM164 43V42H163ZM187 43V42H186ZM189 44L188 45H190V42H188ZM197 43L199 44V42H196L195 44H196V46H197ZM234 43H235V41H234ZM237 43V42H236ZM59 44V43H58ZM57 44V45H58ZM75 44H77V43H75ZM81 44V43H80ZM110 45H112L111 43H109ZM160 44V43H159ZM159 44H157V45H159ZM231 44V45H232ZM262 44V43H261ZM26 44H24V46H25ZM63 45H65V44H63ZM114 45H115V43H114ZM146 45V44H145ZM152 45V44H151ZM155 45V44H154ZM166 45V44H165ZM183 45H184V43H183ZM182 45V46H183ZM9 46H10V48H9ZM23 48H22V47ZM131 46V45H130ZM153 46V45H152ZM159 46H162V45H159ZM170 46V45H169ZM168 45H167V47L168 48H166V50L168 49V50H170L169 48H171V47H169ZM172 46V45H171ZM182 46L180 47V48H182ZM203 46V45H202ZM205 46V45H204ZM57 47H59V46H57ZM113 47V46H112ZM140 47V46H139ZM154 47V46H153ZM219 48H221L220 46H218ZM25 48V49H24ZM61 48H62V46H61ZM115 48V47H114ZM147 48V47H146ZM164 48V47H163ZM190 50H191V48H190V46L188 47ZM187 48V49H188ZM192 48H193V45H192ZM195 48H197V47H195ZM195 48H193V49H195ZM223 48V47H222ZM10 49V50H9ZM65 48H63V50H64ZM67 49V48H66ZM65 49V50H66ZM73 49H74V47H73ZM107 49V48H106ZM121 49V48H120ZM156 49H158L159 50V52H157L156 51V54H158L159 53V56H161V57H159L158 55V57L161 59V58H165V57H162L163 55L165 56V54L166 53H168V52H166V51H164L163 49H160V47L158 48H156ZM155 49V50H156ZM176 49V48H175ZM183 49V48H182ZM198 49V48H197ZM204 49H205V51L207 50L205 47H204ZM204 49L202 50L201 49V51H204ZM211 49L212 48H210V50L209 51H211ZM117 50V49H116ZM125 50V49H124ZM172 50V49H171ZM170 50V51H171ZM180 50V49H179ZM186 50V49H185ZM190 50H188V51H190ZM249 50V49H248ZM0 51V53H3V52H1ZM19 51H21L22 53H23V56L24 57H22V53H20ZM58 51V50H57ZM143 51V52H142ZM141 52H142V54L144 53V51H145V49L144 50H142ZM148 51H149V49H148ZM153 52L154 53V51L152 50V49H150V52ZM181 51V50H180ZM194 51V50H193ZM197 51V50H196ZM215 51V50H214ZM221 51V50H220ZM4 52V53H5ZM61 52V51H60ZM126 52V51H125ZM151 52V53H152ZM166 52V53H165ZM172 52V51H171ZM176 52H178V51H176ZM185 52H187V50L185 51ZM199 52V51H198ZM86 53V52H85ZM127 53V52H126ZM134 53V52H133ZM137 53H138V50H137ZM140 53V52H139ZM150 53V54H151ZM174 53H175V50H174ZM180 53H182V51L180 52ZM184 53V52H183ZM187 53H189V52H187ZM192 53V52H191ZM196 53V52H195ZM195 53H193V54H195ZM204 53V52H203ZM211 53H213L212 51H211ZM220 53H223V52H220ZM21 54V55H20ZM89 54V53H88ZM134 54H136V53H134ZM141 54V55H142ZM146 54H147V50H146ZM192 54V55H193ZM208 53H206V56L208 57V55H207ZM209 54H210V52H209ZM217 55V51H216V53L214 52L213 53V56L215 57L216 55ZM3 55V54H2ZM6 55V54H5ZM61 55V54H60ZM84 55V54H83ZM114 55V54H113ZM122 55V54H121ZM137 55V54H136ZM149 55V54H148ZM155 55V54H154ZM183 54H181V56H182ZM186 55V54H185ZM189 55V54H188ZM205 54H203V56H204ZM223 55H225V57H226V53L225 54H223ZM21 56V57H20ZM54 56V57H53ZM140 56V55H139ZM149 56H151V55H149ZM153 56V55H152ZM168 56V55H167ZM210 56V55H209ZM218 56V55H217ZM3 57V56H2ZM30 57H33L32 58V61L30 62L31 64H30V67L28 66L27 68L28 69H25V62H26V60H28V58H30ZM53 57V58H52ZM66 57V58H67ZM113 57V56H112ZM143 57H145V54H143L142 55V57L140 56V58H142L141 60V62H143L144 61V59H143ZM146 57H148V56H146ZM145 57V58H146ZM158 57H156V59H154V60H157V61H159L158 60ZM176 57H177V55H176ZM175 57V58H176ZM188 57V56H187ZM193 57H195V56H193ZM207 57H204V58H207ZM211 57V56H210ZM9 58V57H8ZM58 58V57H57ZM65 58V57H64ZM149 58V57H148ZM151 58V57H150ZM149 58V59H150ZM170 58V57H169ZM172 58V57H171ZM181 58V57H180ZM184 58V57H183ZM182 58V59H183ZM196 58V57H195ZM221 58V57H220ZM3 59V58H2ZM68 59V58H67ZM92 59V58H91ZM162 59V60H163ZM212 59V58H211ZM218 58H216V59H214L215 61L217 60ZM223 59L224 60H226L224 57H223ZM10 60V59H9ZM58 60H59V58H58ZM66 60V59H65ZM152 60H153V58H152ZM186 60H187V58H186ZM192 60V59H191ZM213 60V61H214ZM221 60V59H220ZM220 60H219V62H220ZM237 60V59H236ZM5 61V60H4ZM17 61H19L18 63H17ZM54 61V60H53ZM145 61H146V59H145ZM150 61H151V59H150ZM182 61V60H181ZM184 61H185V59H184ZM188 61H189V59H188ZM197 62H198V60H196ZM202 61H204V60H201V62ZM214 61V62H215ZM218 61V60H217ZM47 62V63H48ZM60 62V61H59ZM63 62V61H62ZM139 62V61H138ZM152 62V61H151ZM160 62V61H159ZM164 62V61H163ZM173 62V61H172ZM191 62V61H190ZM201 62H199L201 65H200V67H204V64L202 65V63ZM213 62V63H214ZM28 63H29V61H28ZM58 63V62H57ZM96 63H97V61H96ZM113 63V62H112ZM146 63V62H145ZM161 63V62H160ZM170 63V62H169ZM180 63V62H179ZM182 63V62H181ZM184 64H183V68L184 69H187L188 68V65L187 64H185V63H188V62H183ZM194 63H196V62H194ZM209 63H212V60H211V62L209 61ZM218 63V62H217ZM242 63V62H241ZM10 64H11V61H10ZM45 64V63H44ZM44 64H43V66H44ZM62 64V63H61ZM69 64V65H70ZM106 64V63H105ZM121 64H122V62H121ZM161 64H163V63H161ZM160 64V65H161ZM166 64V63H165ZM171 64H173V63H171ZM170 64V65H171ZM190 64V63H189ZM191 64H193L192 62H191ZM207 64V63H206ZM226 64V63H225ZM4 65H5V63H4ZM58 65V64H57ZM67 65V64H66ZM112 65V64H111ZM139 66H140V64H138ZM179 65V64H178ZM178 65H175L176 67L178 66ZM184 65H187V68H185L184 67ZM209 65V64H208ZM217 65H220V64H217ZM62 66V65H61ZM155 66V65H154ZM169 66V65H168ZM168 66H166L165 67V65L164 66H162V67H164V68H167ZM175 66H173V68H175ZM182 66V65H181ZM192 66V65H191ZM193 66H196L195 64L193 65ZM216 66V65H215ZM221 67L223 66L222 64L220 65ZM220 66H219V68H220ZM227 66V65H226ZM11 67H13L12 65H11ZM10 67V68H11ZM59 67V66H58ZM67 67H68V65H67ZM66 67V68H67ZM70 67V66H69ZM140 67H142V66H140ZM151 67V66H150ZM158 68H159V66H157ZM190 67V66H189ZM199 66L198 67H194L195 68V70L197 69V68H200ZM112 68V67H111ZM116 68V67H115ZM136 69V73L134 72V70ZM143 69H144V67H142ZM146 68V67H145ZM148 68V67H147ZM157 68V69H158ZM164 68H160L158 71H149L148 69H147V71H146V69H145V71H146V73H142L143 74V76L145 77V79H146V76H147V79H148V77H153V78H156V80H160L162 83H164L163 81V79L164 78H166L169 74H168V70L170 69V67H168L166 70H164ZM172 68V70H174ZM207 68V66L205 67V69ZM214 68V67H213ZM213 68H211L210 67V69H213ZM215 68H217V66L215 67ZM225 68V67H224ZM232 68V67H231ZM231 68H229L227 71H225L223 74H221L220 76V78H218V79H216L217 77H219V76H217L216 78H214V76L215 75H213V78L214 79H216L214 82L212 81V83L211 84H209L208 86H204V88H203V91L208 95V97H209V102H208V104H201L200 103V101L198 100V97H197V95H196V105H198V114H199V116H200V114L201 115H203L205 118H206V120L208 121V122H206V123H208V127L206 128V131H204V132H202L201 131V136L203 137V135H205V134H207L208 135V138L209 137H211L212 135H213V137H217L218 138V140L220 141L221 139L223 140L224 139V141H226L225 143L227 144V148H226V146H225V149H226V151L225 150H223L222 148L220 149V148H218V149H220L221 150V152L220 153H216L215 155H217V157H218V165L217 166H215L210 160H206L205 158H203V159H205L204 161H199L198 163L196 162V164H194V171H195V175H192L189 179H187L188 181H189V184L192 186V188L191 189H194L193 191L195 192L192 196H189V198H188V200L187 201H193V202H196L197 203V199L199 200V198H198V196L200 195V194H203V195H207V194H210L211 195V193L213 194V188L215 187V186H217V185H219V184H222L223 186L222 187H224V183H227L230 187H232V188H234V189H240L239 187L241 186H239V184L244 180H246L247 181V179H251V177L252 178H254L253 176L257 173V174H259L258 172H260L261 173V171L264 169V165H260V163H261V160L264 158L263 156H264V64H262V63H258V65H255V66H249V67H246V68H244V69H241V70H238V69H231ZM41 69V68H40ZM107 69H109V68H107ZM114 69V68H113ZM117 69H119V67L117 68ZM155 69V68H154ZM176 69V68H175ZM189 69V68H188ZM202 69H204V68H202ZM221 69H223V68H221ZM221 69H220V71H221ZM231 69V70H230ZM181 70V69H180ZM194 70V71H195ZM207 70V69H206ZM208 70H209V68H208ZM215 69H213V71H214ZM219 70V69H218ZM121 71V70H120ZM144 71V72H145ZM176 71V73L178 72L177 70H175ZM190 71V70H189ZM197 72L196 73H193V71H191L192 73H193V75L195 74V77L193 78V79H190V82L192 83V84H194L195 82L197 83L199 80V78H198V75H199V71H200V69H199V71L198 70H196ZM204 72V70H201V72ZM210 71V70H209ZM23 72V73H22ZM133 72V74L135 75V76H139V77H133V78H130V75H131V73ZM169 72H171L172 74H173V72L172 71H169ZM183 72H185L184 70H183ZM186 72L188 73V71L186 70ZM185 72V73H186ZM202 72V73H203ZM206 72V71H205ZM204 72V73H205ZM212 72V71H211ZM219 72V71H218ZM218 72L216 73V71H215V73L216 74H218ZM22 73V74H21ZM117 73H120V72H117ZM175 73V72H174ZM179 73V72H178ZM182 72H180L179 73V75L181 74ZM184 73V74H185ZM191 73V74H192ZM204 73L202 74V78L204 77V76H206V75H204ZM210 73V72H209ZM213 73V72H212ZM4 74V73H3ZM20 74V75H19ZM109 74V73H108ZM201 74V73H200ZM205 74H208V73H205ZM214 74V73H213ZM220 74V73H219ZM218 74V75H219ZM114 75V74H113ZM121 75H124V76H126V77H124V78H122V79H125L124 80V82H125V86L120 90V91H117V86H118V82H119V78H120V76ZM177 75V74H176ZM186 75V74H185ZM185 75H183V76H185ZM192 75V76H193ZM19 76V79H17V81H16V78ZM129 76V77H128ZM132 76V75H131ZM173 76H175V75H173ZM190 76V75H189ZM191 76V77H192ZM200 76V75H199ZM211 76V75H210ZM104 77V76H103ZM142 77V76H141ZM170 77V76H169ZM176 77V76H175ZM201 77V76H200ZM207 77V76H206ZM205 77V78H206ZM152 78V79H153ZM168 78V77H167ZM166 78V79H167ZM182 78V77H181ZM185 77H183V81L185 80L184 79ZM196 78V81L193 83L191 80H193L194 81V79ZM211 79H212V77H210ZM178 79V81L179 82H181V80H179L180 79V77L179 78H177ZM187 79V78H186ZM206 79H209V77L208 78H206ZM205 79V80H206ZM211 79H209L208 81H210ZM149 80H151V79H149ZM148 80V84H150L151 85V81H149ZM155 80V81H156ZM168 80V79H167ZM166 80V81H167ZM175 80H176V78H175ZM188 80H189V78H188ZM204 80V79H203ZM204 80V81H205ZM171 81H173V83H174V79L172 80L171 79ZM170 81V82H171ZM177 81V82H178ZM183 81H182V84H184L183 83ZM203 81V82H204ZM14 82H15V84H14ZM168 82V81H167ZM185 82H187V81H185ZM251 82H253V83H255V88H253V89H248V85L251 83ZM122 84H123V81L121 82ZM121 83H120V86H121ZM143 83L145 84V82L143 81ZM143 83H142V85H143ZM159 83V82H158ZM169 83V82H168ZM191 83H190V86H189V84H188V86H186V85H183L184 87L186 86L187 88H191L192 89V87H191ZM199 83V82H198ZM14 84V85H13ZM147 84V83H146ZM152 84H154L153 82H152ZM160 84V83H159ZM159 84H156V89H157V86L159 85ZM171 84V83H170ZM179 83H177V85H178ZM181 84V83H180ZM179 84V85H180ZM181 84V85H182ZM186 84V83H185ZM201 84H202V80H201ZM204 84V83H203ZM179 85H178V89H179ZM180 85V89H181V91H182V87L183 86H181ZM194 85H196V84H194ZM12 86V87H11ZM119 86V87H120ZM145 86H147V85H145ZM166 86V85H165ZM167 86H169L168 84H167ZM193 86V85H192ZM198 86H200V85H198ZM197 86V87H198ZM151 87V86H150ZM164 87V86H163ZM173 87H175V85H170L169 86V89L171 88V89H173ZM185 87V88H186ZM201 87V86H200ZM199 87V88H200ZM155 88V87H154ZM154 88H152V90H151V88H150V90L153 92V89ZM158 88L160 89V87L158 86ZM177 88V87H176ZM185 88H183V90L184 91H188V92H191V94L193 93V90H194V86H193V90H191L190 89V91L189 90H185ZM186 88V89H187ZM196 88V87H195ZM147 89V88H146ZM155 89V90H156ZM179 89V90H180ZM201 89V88H200ZM199 89V90H200ZM8 90H9V92H8ZM144 90H145V88H144ZM149 90V91H150ZM165 90V89H164ZM202 90V89H201ZM137 91V90H136ZM146 91H148V90H146ZM156 91H158V89L156 90ZM174 91H176L175 93L178 95V93L180 94L181 92H179L178 90H174ZM177 91H178V93H177ZM183 91V93H181V98H182V95L184 94L185 95V92ZM196 91V90H195ZM202 91V92H203ZM8 92V93H7ZM140 92H141V89H140ZM139 91H138V93H140ZM143 92V91H142ZM188 92H186V94L188 93ZM198 92V91H197ZM196 92V93H197ZM132 93V92H131ZM143 93H145V92H143ZM143 93H141L142 95H143ZM147 93V92H146ZM150 93V92H149ZM148 93V94H149ZM148 94H146V95H148ZM163 95H161V98H159L160 99V103L162 104V106H160V107H163L165 110L167 109V110H169L170 109V111H171V108L173 107L172 105L173 104H175L176 102H175V100L177 99H175V97H177V95L175 96V94H174V92L173 91H171V90H169V91H164L163 93H162ZM202 94H204V93H201V95ZM106 95V94H105ZM130 95V94H129ZM136 95V94H135ZM140 95V94H139ZM145 95V94H144ZM145 95V96H146ZM194 95V94H193ZM107 96V95H106ZM132 96H134V94H132ZM152 96H155V94L154 95H152ZM205 96V95H204ZM81 97H84L83 99L81 98ZM108 97V96H107ZM138 97V96H137ZM158 97V96H157ZM185 97V96H184ZM183 97V98H184ZM188 97H190V96H188ZM194 98H195V96H193ZM128 98H129V96H128ZM127 97H126V99H128ZM135 98V97H134ZM150 98V97H149ZM182 98V99H183ZM205 98V97H204ZM133 99V98H132ZM157 99V98H156ZM181 99V100H182ZM129 100H131V99H129ZM143 99H141V101H142ZM146 100H147V96H146ZM146 100H144V102H146L147 103V101ZM151 100V99H150ZM178 100H180L179 98H178ZM183 100H185V99H183ZM183 100H182V102H183ZM27 101H29V100H26V103L28 104L29 102H27ZM83 101V102H84ZM126 101V100H125ZM132 101V100H131ZM131 101H130V104H131ZM134 101V100H133ZM140 101V102H141ZM23 102H25V101H23ZM36 102V103H37ZM149 102V101H148ZM179 103H182V102H180V101H178ZM4 103V102H3ZM2 103V104H3ZM119 103V102H118ZM120 103V104H121ZM127 103V102H126ZM126 103H124V104H126ZM129 103V102H128ZM133 103V102H132ZM143 103V102H142ZM141 103V104H142ZM145 103V104H146ZM151 103V102H150ZM153 103V102H152ZM151 103V104H152ZM195 103V102H194ZM193 103V104H194ZM31 104V103H30ZM33 104H34V101H33ZM123 104V105H124ZM134 104H135V102H134ZM140 104V105H141ZM144 104V103H143ZM144 104V105H145ZM149 104V103H148ZM154 104H155V102H154ZM158 104V103H157ZM156 104V105H157ZM184 104H187V103H185L184 102ZM184 104H182L183 106H184V108L187 106H185ZM188 104H189V101H188ZM190 104H192V102L190 103ZM189 104V105H190ZM16 105H15V107H16ZM19 105V104H18ZM69 105H72L73 106V109H74V111L75 112H77V115H75L74 113H71V111L70 110H68V106ZM84 107V108H82V106ZM123 105H121V106H123ZM139 105V104H138ZM150 105V104H149ZM177 105V104H176ZM180 106V104H179V106L180 107H183V106ZM34 106H35V104H34ZM143 105H141V107H142ZM150 106H153V104L152 105H150ZM175 106V105H174ZM178 106V105H177ZM191 106V105H190ZM189 106V107H190ZM22 107V106H21ZM37 107H38V104H37ZM88 107H90V106H88ZM123 107H125V106H123ZM144 107V106H143ZM176 107V106H175ZM188 107V106H187ZM193 107V106H192ZM195 107V106H194ZM7 108V109H6ZM25 108H26V104H25ZM29 108H30V105H29ZM32 108V107H31ZM100 108H102V107H100ZM122 108V107H121ZM126 108V107H125ZM124 108V109H125ZM146 108H147V106H146ZM151 108V107H150ZM152 108H154V106L152 107ZM163 108H160V110H162L163 111ZM35 109V108H34ZM37 109V111L39 112V109L38 108H36ZM71 109V108H70ZM105 109V108H104ZM130 109V108H129ZM128 108H127V112H128V110H129ZM134 109H135V107H134ZM158 109V108H157ZM174 109V108H173ZM176 109V108H175ZM187 109V108H186ZM192 108L190 107V109L189 110H191ZM196 109V108H195ZM25 110H27V109H25ZM103 110V109H102ZM131 110H132V108H131ZM141 110V109H140ZM139 110V111H140ZM146 110V109H145ZM148 110V109H147ZM156 110V109H155ZM155 110H153V113H154V111ZM159 110V111H160ZM164 110V111H165ZM177 110V109H176ZM182 111H183V109H181ZM194 109H192L191 110V113H190V111H189V113L190 114H192V111H193ZM73 111V110H72ZM94 111V110H93ZM104 111V110H103ZM122 111H123V109H122ZM126 111H123V112H125L126 113ZM130 111V110H129ZM135 111H136V109H135ZM135 111H133V113H135ZM137 111H138V109H137ZM142 111H144V109L142 110ZM142 111H141V113H142ZM150 111V110H149ZM149 111H147V114H148V112ZM178 111V110H177ZM91 112V111H90ZM96 112V111H95ZM109 112V111H108ZM107 112V113H108ZM117 112V111H116ZM151 112H152V110H151ZM188 112V111H187ZM97 113V112H96ZM95 113V114H96ZM102 113V112H101ZM125 113H124V115H125ZM132 113V112H131ZM155 113H156V111H155ZM166 113V112H165ZM74 114V115H73ZM110 114V113H109ZM129 114V113H128ZM140 114V113H139ZM138 114V115H139ZM150 114V113H149ZM148 114V115H149ZM174 114L175 113H173V116H174ZM189 114V115H190ZM144 115H145V112H144ZM147 115V116H148ZM158 115H160V113L158 112V114H157V116ZM166 115V114H165ZM178 115V114H177ZM176 115V116H177ZM96 116V115H95ZM113 116V115H112ZM111 116V117H112ZM126 116V115H125ZM141 116H143V115H141ZM141 116H139V118H143L144 119V122H145V120L147 119H145L144 117H141ZM153 115L151 114V117H152ZM155 116V118L157 117L156 116V114L154 115ZM58 117V118H59ZM93 117V116H92ZM99 117V116H98ZM128 117V116H127ZM130 117H132L131 115H130ZM129 117V118H130ZM134 117V116H133ZM136 117V116H135ZM163 117V116H162ZM201 117V116H200ZM96 118H97V116H96ZM184 118V117H183ZM194 118H195V115H194ZM205 118H203L204 120H205ZM61 119V118H60ZM127 119V118H126ZM136 119V118H135ZM150 119H152V118H150ZM150 119H147V120H149L150 121ZM163 119V118H162ZM162 119H161V121H162ZM173 119V118H172ZM190 119V118H189ZM196 120H197V118H195ZM202 119V118H201ZM98 120H100V118H98ZM155 120V119H154ZM153 120V121H154ZM156 120H157V118H156ZM155 120V121H156ZM160 120V119H159ZM158 120V121H159ZM164 120H165V117H164ZM163 120V121H164ZM181 120V119H180ZM205 120V121H206ZM20 121H22V120H20ZM61 121H65L64 119H62ZM60 121V122H61ZM87 121V122H88ZM118 121H120V120H118ZM137 121H138V119H137ZM152 121V122H153ZM204 121V122H205ZM59 122V121H58ZM66 122V121H65ZM64 122V123H65ZM68 122V121H67ZM147 122V121H146ZM145 122V123H146ZM151 122V121H150ZM194 122H196L195 120H194ZM200 123L201 122H203V121H199ZM22 123V122H21ZM91 123V122H90ZM138 123V122H137ZM149 123V122H148ZM154 124H156L157 125V123H159V122H153ZM199 123V124H200ZM99 124V123H98ZM149 124H152V123H149ZM191 124V123H190ZM205 123H203V125H204ZM68 125H70V124H68ZM139 125H140V123H139ZM141 125H142V123H141ZM144 125V124H143ZM155 125V126H156ZM161 125V124H160ZM196 125H197V123H196ZM203 125H202V127H203ZM58 126H59V124H58ZM103 126H104V124H103ZM108 126V125H107ZM144 126H146V125H144ZM149 126V125H148ZM153 126V125H152ZM154 126V127H155ZM187 126V125H186ZM206 126V125H205ZM60 127V126H59ZM58 127V128H59ZM64 127V126H63ZM69 127V126H68ZM86 127V126H85ZM93 127V126H92ZM139 127H142V128H144L143 126H139ZM201 127V128H202ZM62 128V127H61ZM73 128V127H72ZM71 128V129H72ZM131 128V127H130ZM141 128V130H143ZM149 128H151V126L149 127ZM195 128V127H194ZM70 129V128H69ZM104 129V128H103ZM105 129H107V128H105ZM152 129V128H151ZM154 129V128H153ZM203 129V128H202ZM201 129V130H202ZM63 130V129H62ZM61 130V131H62ZM78 130H77V134L78 133H80V132H78ZM89 130V129H88ZM122 130V129H121ZM146 130V129H145ZM144 130V131H145ZM150 130V129H149ZM171 130V128H170V126L168 125H165V126H160V127H158V132H160L159 134H161V135H163V134H166V133H168L169 131ZM176 130V129H175ZM204 130V129H203ZM51 131H53V130H51ZM56 131V130H55ZM84 131V130H83ZM111 131V130H110ZM172 131V130H171ZM26 132V131H25ZM24 132V133H25ZM29 132V131H28ZM64 132V131H63ZM73 132V131H72ZM97 132H99L98 130H97ZM114 131H112V133H113ZM142 132V131H141ZM157 132V133H158ZM49 133V132H48ZM108 133H110V132H108ZM142 133H144V132H142ZM141 133V134H142ZM182 133V136H183V132H181ZM199 133V132H198ZM204 133V134H203ZM6 134H9V137H12V140H13V146L12 147H8L7 149V151L9 152L8 154H7V156H6V158H8L12 163H8L9 165L8 166H6V167H3L2 165V163H1V160H0V170H1V173H0V183H2L1 185H3V189H6L7 191H5V192H10V191H8V188H9V190H11V188H13L14 186L16 187V188H18L19 186V189L21 188V190H19L20 192L23 190L24 191V189H25V185H32V184H34V182H35V184L34 185H36L35 187H36V190H35V197L34 198H31L29 195H30V193L31 194H33L31 191L29 192V190L28 191H24V192H26L25 194H22V196L24 195V197L22 198V199H19V200H17V199H13V198H15V197H13V196H11V194L9 195L8 193V195H9V198H8V195H7V199H5V200H7V202L6 201H2V202H4L3 204L5 205V206H3V210L2 211H0L1 212V214H0V248L2 249V247H7V248H9V241H8V238H9V236H10V234L12 233V230L15 228V227H19L20 229H22V231H24L25 233H26V231H28L29 230V224L28 223H30L29 221L28 222H26V220H28V219H26V217H27V215H26V212H28V211H32V213H33V217L34 218H36V221H39V218H42L43 220H45L44 222L46 223V222H48V223H50V219H55V218H57V217H60V216H57L56 217V215H59L58 214V211H59V208L61 207L60 205H61V203L62 202H64L66 199H68V198H70L71 200H72V198H74V197H76V201L77 202H82V201H84L85 203H87L88 201H90L89 199H91V198H95V197H97V195L95 196V194H91V195H88V196H83L84 195V191H83V188H81V185L83 184V182H87V180L88 181H90V180H94L95 179V174H93V173H88L87 171H86V169H85V166H84V170L86 171V172H83L82 174H78V177L76 178L75 177V182H77V185H71V184H73V178H72V180H70L69 179V182L71 183V184H68L67 186H66V184H65V186L66 187H63L60 183H59V178H60V171H62V169H63V167H64V165H65V162H66V160L68 159L69 161H74V160H77L78 158H79V160H81V162L82 161H88V155L87 156H85L84 157V159L85 160H82V159H80V158H83V157H80V154H79V157L77 156V154H76V152H74L73 151V149H72V146H73V143L71 142V140H73V139H71V140H69V138L67 137V138H65V137H62V136H64V134L62 135L61 134V132H60V135L59 134H57V131H56V135H59V137L57 136V137H52V135H51V138H43V137H34L33 138V140H30L31 142L29 143V146H26V147H24V149L23 150H21V148H20V151L17 149V147H18V145H17V142H16V140H17V138H18V136H14L13 134H12V132H10L9 130H8V128L7 127H4V125L2 126L1 124H0V149H2L4 146H3V142L1 141V137L2 136H6ZM32 134V133H31ZM51 134V133H50ZM74 134V133H73ZM72 134V135H73ZM98 134V133H97ZM101 134V133H100ZM131 134V133H130ZM139 134V133H138ZM145 134H148V133H145ZM145 134L143 135V137L145 136ZM203 134V135H202ZM33 135V134H32ZM38 135H40V134H38ZM62 135V136H61ZM72 135L71 136H69V137H72ZM82 135V134H81ZM112 135V134H111ZM110 135V136H111ZM133 135V134H132ZM176 135H178V134H176ZM190 135V134H189ZM196 135V134H195ZM209 135H211V136H209ZM45 136V135H44ZM54 136H55V134H54ZM75 136H77L76 134L74 135V137ZM92 136V135H91ZM94 136V135H93ZM97 136V135H96ZM119 136V135H118ZM121 136V135H120ZM135 136V135H134ZM181 136V135H180ZM192 136V135H191ZM6 137H8V136H6ZM90 137V136H89ZM117 137V136H116ZM137 137V136H136ZM199 137H200V135H199ZM199 137L197 138V139H199ZM206 137V139H207V136L205 135L204 136V138ZM21 138V137H20ZM98 138H99V136H98ZM106 138V137H105ZM125 138H126V136H125ZM145 138V137H144ZM164 138V137H163ZM185 138H186V135H185ZM23 139V138H22ZM61 139L63 140V142H61ZM77 139V138H76ZM95 139V138H94ZM120 139V138H119ZM122 139V138H121ZM128 139H129V137H128ZM180 139V138H179ZM187 139V138H186ZM200 139H203V138H201L200 137ZM210 139H212V138H210ZM90 140V139H89ZM98 140V139H97ZM125 140H127V138L125 139ZM131 140H132V138H131ZM131 140H129V141H131ZM140 140V139H139ZM165 140V139H164ZM175 140V139H174ZM178 140V139H177ZM181 140V139H180ZM214 140V139H213ZM212 140V141H213ZM18 141H20V139L18 140ZM128 141V140H127ZM126 141V142H127ZM192 141H193V139H192ZM202 141V140H201ZM204 141V140H203ZM206 141V140H205ZM10 142H12V141H10ZM76 142V141H75ZM95 142H96V140H95ZM135 142V141H134ZM141 142V141H140ZM140 142H138V144L140 143ZM156 142V141H155ZM161 142V141H160ZM166 142V141H165ZM176 142H178V141H176ZM189 142V141H188ZM196 142H197V140H196ZM200 142V141H199ZM198 142V143H199ZM210 142V141H209ZM217 143L216 141H213V144H215V143ZM77 143V142H76ZM114 143L116 144L117 142H115L114 141ZM168 143H170V141L168 142ZM181 143V142H180ZM191 143V142H190ZM189 143V144H190ZM195 143V142H194ZM205 143V142H204ZM221 143V142H220ZM8 144V143H7ZM59 144V145H58ZM82 144H84L83 142H82ZM87 144V143H86ZM129 144V143H128ZM132 144H133V141H132ZM157 144H158V141H157ZM156 144V145H157ZM166 144H167V142H166ZM172 144V143H171ZM223 144V143H222ZM90 145V144H89ZM89 145H87L89 148H90V146ZM112 145V144H111ZM117 145V144H116ZM136 145H137V143H136ZM156 145H155V147H156ZM159 145V144H158ZM157 145V146H158ZM193 145V144H192ZM196 145V144H195ZM199 145V144H198ZM220 147L222 146V145H220V144H218ZM223 145H225V144H223ZM139 146V145H138ZM184 146V145H183ZM182 146V143L180 144V145H178V143L177 144H174L173 146H171L172 147V149L174 150V153H172V154H175V156L173 157V159L171 160H169V161H165L164 163H162V164H157V165H155V167H153L154 168V170H156V171H158V172H160V174H161V176L164 178V182H166V186H164L163 187V196H165L166 198H169V199H171V198H173V192L174 191H179V189H175L174 188V186L172 185V182H171V180L173 179V177L174 176H180L181 174H183L182 172V165L180 164V162H181V159H182V157H183V154L184 153H186V150L188 149L187 147H183ZM197 146V145H196ZM200 147H201V145H199ZM208 146H209V143H208ZM207 146V147H208ZM216 146V145H215ZM19 147H21V145L19 146ZM76 146H74V148H75ZM80 147H81V145H80ZM130 147H131V144H130ZM154 147V148H155ZM163 147V146H162ZM171 147H169V148H171ZM198 147V146H197ZM78 148V147H77ZM86 148V147H85ZM141 147H139V149H140ZM146 148V147H145ZM161 148V147H160ZM203 148V149H202ZM213 148V147H212ZM163 149V148H162ZM195 149V148H194ZM193 149V150H194ZM201 149L202 150H200V152L202 151V153L204 152V147L202 146L201 147ZM205 149H207V148H205ZM216 149V148H215ZM18 150V151H17ZM81 150H82V148H81ZM81 150H79L80 151V153L82 152ZM94 150V149H93ZM152 150V149H151ZM161 150V149H160ZM197 150V149H196ZM199 150V149H198ZM197 150V151H198ZM210 150V152L213 150H211V148L209 149ZM219 150V151H220ZM86 151V150H85ZM91 151V150H90ZM156 151V150H155ZM168 151V150H167ZM166 151V152H167ZM197 151H195V152H197ZM214 151V150H213ZM219 151H217V152H219ZM222 151H224V152H222ZM2 152V151H1ZM93 152V151H92ZM102 152V151H101ZM100 152V153H101ZM107 152V151H106ZM142 152V151H141ZM169 152L171 153V151H170V149H169ZM187 152H188V150H187ZM190 152H192L191 151V144H190V151H189V153ZM205 152H206V150H205ZM210 152H207V153H209L210 154ZM215 152V151H214ZM87 153H91V152H87ZM126 153H127V151H126ZM126 153H125V155H126ZM159 153V152H158ZM162 153V152H161ZM205 154V156L206 155H208V154ZM26 154H30V155H32L33 157H34V160L36 159L37 161H39V162H44L45 161V167L46 168H44V169H42V170H38V169H36V168H33L32 170H31V172H32V175H31V177L30 176H28V173H27V171H26V169H28V165H25L24 163H23V161H22V158L23 157H25V156H27ZM93 154V153H92ZM128 154V153H127ZM151 154H153V152H151ZM191 154V153H190ZM193 154H194V152H193ZM198 154V153H197ZM212 154H213V152H212ZM6 155V154H5ZM29 155V156H30ZM140 155V154H139ZM162 155V154H161ZM214 155V156H215ZM31 156V157H32ZM90 156V155H89ZM102 156V155H101ZM167 156V155H166ZM213 156V157H214ZM91 157V156H90ZM163 157V156H162ZM191 157H192V154H191ZM200 157H202V156H199V159H200ZM208 157V156H207ZM216 157V156H215ZM214 157V158H215ZM263 157V158H262ZM92 158V157H91ZM94 158V157H93ZM128 158V157H127ZM126 158V159H127ZM165 158V157H164ZM169 158V157H168ZM184 158V157H183ZM187 158V157H186ZM210 158H211V156H210ZM260 158H262L261 160H260ZM95 159V158H94ZM99 159V158H98ZM125 159V158H124ZM188 159H190V161H191V158H188ZM198 159V158H197ZM196 159V160H197ZM216 159V158H215ZM31 160H32V158H31ZM68 160H67V162H68ZM118 161H119V159H117ZM116 160V161H117ZM168 160V159H167ZM185 160V159H184ZM193 160H195V159H193ZM264 160V159H263ZM212 161H213V159H212ZM104 162V161H103ZM184 162V161H183ZM195 162H192V163H195ZM83 163V162H82ZM139 163V162H138ZM191 163V162H190ZM35 164H36V162H35ZM87 164V163H86ZM113 164V163H112ZM189 164V163H188ZM262 164H263V162H262ZM131 165V164H130ZM69 166V169H70V166L71 165H68ZM100 166V165H99ZM185 166V165H184ZM188 166V165H187ZM77 167V166H76ZM75 167V168H76ZM74 168V167H73ZM81 167H79V168H77V169H80ZM262 170H261V169ZM51 169V170H50ZM66 169H68V167H66ZM66 169H65V171L64 172H66ZM82 169V168H81ZM80 169V170H81ZM3 170H4V172H5V175H3ZM24 171H25V173H27L26 175L28 176V177H30V179H28V180H26L28 177L27 176H25V173H24ZM69 171V170H68ZM67 171V172H68ZM74 171V170H73ZM82 171V170H81ZM98 171V170H97ZM63 172V171H62ZM70 172H72V170L70 171ZM188 172V171H187ZM264 172V171H263ZM192 173V172H191ZM69 174V173H68ZM76 175H77V173H75ZM262 174V173H261ZM67 175V174H66ZM66 175H64L63 177H61L62 179L63 178H67V177H65ZM76 175H73V176H76ZM183 175H185V174H183ZM176 176V177H177ZM185 176H187V175H185ZM258 176V175H257ZM263 176H264V174H263ZM262 176V177H263ZM27 177V178H26ZM97 177V176H96ZM150 177V176H149ZM205 177H207L208 179H209V177H211V179L213 178V181H214V183L213 184H207V182H203V179H205ZM160 178V177H159ZM180 178L182 179V178H184L183 176H180ZM186 178H188V176L186 177ZM255 178H256V176H255ZM261 178V177H260ZM68 179V178H67ZM66 179V180H67ZM144 179V178H143ZM153 179V178H152ZM157 179H158V177H157ZM174 180H176V179H174ZM184 180V179H183ZM186 180V179H185ZM210 180V179H209ZM14 181H16V183L14 182ZM154 181V180H153ZM180 181V180H179ZM211 181V180H210ZM251 181V182H250ZM256 181H259V179L257 180L256 179ZM260 181H261V179H260ZM264 181V180H263ZM175 182V181H174ZM187 182V181H186ZM247 182H249L250 184L252 183V182H254V180H249V181H247ZM24 183H27V184H25L24 185ZM80 183H82V184H80ZM183 183H184V181H183ZM209 183V182H208ZM244 184H247V183H245V182H243ZM256 183V185H257V182H255ZM258 183H260V182H258ZM122 184V183H121ZM250 184H248V185H250ZM252 184H254V183H252ZM16 185H18V187L16 186ZM95 185V184H94ZM187 185V184H186ZM247 185V186H248ZM252 186V185H251ZM258 186V185H257ZM257 186H255L254 185V187H257ZM2 186H0V190H2V188H1ZM6 187V188H5ZM27 187V186H26ZM74 187V188H73ZM230 187L228 188V189H230ZM242 187H243V184H242ZM245 187V186H244ZM250 187V186H249ZM259 187V186H258ZM257 187V188H258ZM23 188V189H22ZM188 189H189V187H187ZM217 189H219L220 188V186H219V188H218V186L216 187ZM227 188V187H226ZM231 188V189H232ZM30 189V188H29ZM186 188H185V186H184V189L183 190H185ZM216 189V190H217ZM221 189V188H220ZM243 189V188H242ZM120 190H123V189H120ZM181 190V189H180ZM244 190H247V188L246 189H244ZM243 190V191H244ZM12 192L13 191H15V189L13 188L12 190H11ZM17 191V190H16ZM34 191V190H33ZM72 191H73V193H72ZM157 191V190H156ZM234 191V190H233ZM240 191H242V190H239L238 192H240ZM19 192V193H20ZM184 192V191H183ZM217 192V191H216ZM218 192H220V191H218ZM217 192V193H218ZM235 192V191H234ZM238 192H237V194H238ZM4 193V192H3ZM113 193H114V191L113 190H111V188L109 187V186H107V188H106V190H105V192L101 195V199H100V210H101V212H103V213H108V212H110V211H112V209H114L115 211H118V212H120V210L121 209H123V202H117V203H110V202H108V200H109V198H110V194L111 195H113ZM236 193V192H235ZM244 193H246V192H244ZM243 193V194H244ZM226 194V193H225ZM5 195V196H6ZM99 195V194H98ZM218 195V194H217ZM216 195V196H217ZM220 195H221V193H220ZM247 194H245V196H246ZM118 196V195H117ZM159 196H161V195H159ZM212 196V195H211ZM211 196L209 197L210 199H212L211 198ZM213 196H215V195H213ZM212 196V197H213ZM238 196H240V193L238 194ZM244 196V197H245ZM243 197V198H244ZM97 198H99V197H97ZM241 198V197H240ZM205 199V198H204ZM242 199V198H241ZM70 200V201H71ZM185 200V199H184ZM202 200V199H201ZM199 201L198 203H200V202H202V201ZM244 199H242V201H243ZM247 200V199H246ZM246 200H244V201H246ZM93 201V200H92ZM112 201H114V200H112ZM130 201V203H131V205H130V207L134 210L135 208H137L138 206H141L142 204H143V202L141 201V200H139V201H135V200H133V199H131V200H129ZM155 201V200H154ZM252 201V200H251ZM6 202V203H5ZM76 203V202H75ZM159 204H160V202H158ZM209 203H210V201H209ZM251 203V202H250ZM2 204V205H3ZM146 204L147 205H149L150 204V200L148 199V200H146ZM203 204H204V202H203ZM206 204H207V201H206ZM2 205H0V208H1V206ZM66 205V204H65ZM88 205V204H87ZM87 205H86V207H87ZM162 205V204H161ZM205 205V204H204ZM77 206V204L75 205V207ZM152 206H153V204H152ZM169 206V205H168ZM69 207H71L70 205H69ZM75 207H73L72 209H75ZM95 207V206H94ZM153 207H155V205L153 206ZM158 207V206H157ZM62 208H63V206H62ZM68 208V207H67ZM66 208V209H67ZM160 208H161V206H160ZM1 210V209H0ZM140 210V209H139ZM145 211V210H144ZM161 211V210H160ZM148 212H150L149 210H148ZM156 212V211H155ZM154 212V213H155ZM169 213V211L167 210H165V213ZM239 212V211H238ZM243 212V211H242ZM245 212V211H244ZM62 213V212H61ZM83 213V212H82ZM91 213H92V211H91ZM151 213V212H150ZM157 213V212H156ZM158 213H159V211H158ZM256 213V212H255ZM63 214V216H62V221H61V224H62V227L60 228V230H58V229H56V225H55V223H50L49 224V226L47 227V229H45V230H47V234L46 235H44L48 240H49V243H50V245H51V248L52 249H55V248H58V247H60V243H61V241H62V239H64L65 241H66V243H65V246L63 245L62 246V248L63 247H66V249H68L69 251H72V252H78V251H80L81 249H79V248H77V245L79 246V244H80V238L78 237V235L75 233V230H74V232L71 230L72 228H71V225H72V223L74 222V220H75V218H74V216L71 214V212H70V209H67L64 213H62ZM78 214V213H77ZM166 215V214H165ZM181 215V214H180ZM140 216V215H139ZM156 216H158V214L156 215ZM155 216V217H156ZM159 216H160V214H159ZM177 216L178 215H176V218H177ZM212 216V215H211ZM153 217V216H152ZM175 217V216H174ZM179 217V216H178ZM181 217V216H180ZM260 217H262V216H260ZM264 217V216H263ZM33 218V219H34ZM101 218H102V216H101ZM126 218V217H125ZM158 218H160V217H158ZM165 218V217H164ZM201 218V217H200ZM32 218H31V220H33ZM38 219V220H37ZM58 219V218H57ZM90 219V218H89ZM128 219H129V217H128ZM174 219V218H173ZM178 219V218H177ZM176 219V220H177ZM255 219H257V218H255ZM35 220V219H34ZM33 220V221H34ZM123 220H125V219H123ZM130 220V219H129ZM138 220V219H137ZM154 220V219H153ZM158 220V219H157ZM163 221H165L164 219H162ZM166 220H167V218H166ZM171 220V219H170ZM200 220V219H199ZM41 221V220H40ZM58 221V220H57ZM60 221V220H59ZM119 221H120V219H119ZM118 221V222H119ZM160 221V220H159ZM163 221H160L161 222V224L163 223ZM203 221V220H202ZM252 221V220H251ZM43 222V224H45ZM168 222V221H167ZM257 222H259L258 220H257ZM159 223V222H158ZM175 223V222H174ZM31 224V223H30ZM36 224V223H35ZM42 224V225H43ZM47 224V223H46ZM75 224V223H74ZM118 224H120V223H118ZM122 224V223H121ZM157 224V223H156ZM167 224V223H166ZM224 224V223H223ZM240 224V223H239ZM42 225H40V227L39 228H41L42 227ZM130 225V224H129ZM147 225V224H146ZM146 225H145V227H146ZM150 225V224H149ZM158 225H160V224H158ZM163 225V224H162ZM202 225V224H201ZM255 225H256V223H255ZM143 226V225H142ZM200 226V225H199ZM205 226V225H204ZM258 226V225H257ZM257 226H256V228H257ZM91 227H94V226H91ZM141 227V226H140ZM238 228H239V226H237ZM255 226H253V228H254ZM264 227V226H263ZM38 228V227H37ZM76 228V227H75ZM142 229H143V227H141ZM157 228H159V226L157 227ZM160 228H161V226H160ZM163 228H165L164 226H163ZM163 228H161V229H163ZM200 228H202V227H200ZM246 228V227H245ZM129 229V228H128ZM133 229H134V227H133ZM242 229V228H241ZM42 230H44V229H42ZM90 230V229H89ZM91 230H92V228H91ZM155 230H157V229H155ZM160 230V229H159ZM195 230V229H194ZM238 230V229H237ZM251 230V229H250ZM261 230H262V228H261ZM94 231V230H93ZM96 231V230H95ZM163 231H164V229H163ZM88 232V231H87ZM130 232H131V230H130ZM143 232V231H142ZM150 232V231H149ZM157 232V231H156ZM160 232H161V230H160ZM96 233H100V232H96ZM102 233V232H101ZM128 233H129V231H128ZM200 233V232H199ZM198 233V234H199ZM114 234V233H113ZM121 234V233H120ZM124 234V233H123ZM135 234V233H134ZM131 235L132 236V238H135V235ZM139 234V233H138ZM155 234V233H154ZM160 234H162V233H160ZM159 234V235H160ZM89 235V234H88ZM137 235V234H136ZM140 235V234H139ZM153 235V234H152ZM155 235H157V233L155 234ZM253 235V236H252ZM105 235H103V237H104ZM114 236V235H113ZM142 236V235H141ZM251 240L253 239V238H257V239H261L263 242H264V230L263 231H261V232H256V231H254L253 232V234H251ZM93 237V236H92ZM120 237V236H119ZM124 237V236H123ZM127 237V236H126ZM160 237H162L161 235H160ZM34 238V237H33ZM88 238H90V236H87V241L85 242V243H87V245H88ZM140 238V237H139ZM142 238V237H141ZM155 238V237H154ZM163 238V237H162ZM179 238V237H178ZM35 239V238H34ZM146 239V238H145ZM153 239V238H152ZM159 240L161 239V238H158ZM248 239H249V237H248ZM92 240V239H91ZM105 238L103 239V240H100V241H98L99 243H97L96 244V246H95V248L96 249H100L101 247H103L102 245L106 242V240H108V238L105 240ZM135 240H136V238H135ZM159 240H157V241H159ZM162 240V239H161ZM223 240V239H222ZM256 240V239H255ZM254 240V241H255ZM33 242H34V240H32ZM250 241V240H249ZM248 241V242H249ZM156 242V241H155ZM154 242V243H155ZM160 242V241H159ZM252 243L251 244H254L253 243V241H251ZM37 243V242H36ZM260 243V242H259ZM90 244H91V242H90ZM159 243H157V245H158ZM258 244V243H257ZM105 245V244H104ZM249 245H250V242H249ZM256 245V244H255ZM258 245H260V244H258ZM40 246V245H39ZM254 246V245H253ZM263 246V245H262ZM261 247V246H260ZM119 245L118 246H116L114 249H112L111 251H110V254H109V256L111 257V258H113L114 257V255H116L115 253H116V251H119ZM254 248V247H253ZM258 248V247H257ZM1 249H0V251H1ZM61 249V248H60ZM153 249V248H152ZM210 249V248H209ZM232 250V249H231ZM254 250V249H253ZM258 250V249H257ZM4 251V250H3ZM60 251V250H59ZM62 251H63V249H62ZM248 251H250L251 252V250L249 249ZM84 252V251H83ZM247 252V251H246ZM41 253L43 254V252L41 251ZM118 253V252H117ZM243 253V252H242ZM254 253V252H253ZM16 254H24L23 255V258L24 257H26L27 256V254L28 253H24V252H20V251H18V252H15V253H8V255H16ZM108 254V253H107ZM208 254V253H207ZM246 254V253H245ZM244 254V255H245ZM252 254V253H251ZM7 255V254H6ZM7 255V256H8ZM80 255V254H79ZM88 255V254H87ZM117 255H119V254H117ZM248 255V254H247ZM246 255V256H247ZM257 257H255V259H247V260H251V262H250V264H264V248H263V250L262 249H260L258 252H256V254H255ZM228 256V255H227ZM248 256H250V255H248ZM29 257H30V255H29ZM119 257V256H118ZM251 257V256H250ZM253 257V256H252ZM4 258V257H3ZM13 258H14V256H13ZM27 258V257H26ZM115 258V257H114ZM117 258V257H116ZM244 258H245V256H244ZM254 258V257H253ZM28 259V258H27ZM139 259V258H138ZM1 260V259H0ZM13 260H15V259H13ZM136 260V259H135ZM10 261H11V259H10ZM110 262V261H109ZM150 262V261H149ZM113 263V262H112ZM141 263V262H140ZM208 263V262H207ZM205 264V263H204ZM209 264V263H208ZM224 264H226V262L224 263ZM234 264V263H233ZM236 264H238V263H236ZM246 264H248V263H246Z\"/></svg>", "mask_w": 264, "mask_h": 264}]
</instances>
